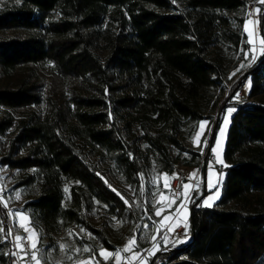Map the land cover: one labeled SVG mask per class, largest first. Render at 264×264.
<instances>
[{
	"label": "trees",
	"instance_id": "obj_1",
	"mask_svg": "<svg viewBox=\"0 0 264 264\" xmlns=\"http://www.w3.org/2000/svg\"><path fill=\"white\" fill-rule=\"evenodd\" d=\"M248 4L0 0V134L15 128L0 163L16 170L33 227L48 238L81 227L96 238L86 257L116 252L89 220L95 208L133 218L111 182L138 189L152 169L208 161L229 105L220 198L202 206L193 188L190 241L151 264H264V50L229 78L252 54ZM246 79V99L232 101ZM202 120L214 121L204 153L188 144ZM8 220L0 203V264H18Z\"/></svg>",
	"mask_w": 264,
	"mask_h": 264
},
{
	"label": "rangeland",
	"instance_id": "obj_2",
	"mask_svg": "<svg viewBox=\"0 0 264 264\" xmlns=\"http://www.w3.org/2000/svg\"><path fill=\"white\" fill-rule=\"evenodd\" d=\"M248 3V10H252V14L249 15L247 11L248 19L245 22L244 28L248 40L252 44V54L241 70L237 68L230 73V79H235L244 74L246 69L264 50L262 43L264 40V28L260 24L262 14L264 16V2H261V0H248ZM34 75L43 84L50 82L45 68L36 67ZM249 88L250 80H243V85L238 92V96L234 97L232 101H244ZM228 106H223L214 115V121L219 115L222 119L215 132L211 147L216 146L217 136H219L220 143L217 147V152H211L212 157L208 161L205 162L203 160L199 166L190 168L182 167L180 163H177L172 173L163 172L158 174L152 169L149 175L150 181L147 182V185L142 184L138 189H133L120 181L111 182L112 189L124 201H127V204L134 211L133 218L130 220H121L116 217L113 219L114 216H109L101 208H95L89 215L90 222L104 232L118 248L112 254L120 252L124 259L129 260L133 264L142 258H144L143 264H151L154 254L160 249L165 248V251H169L171 250L170 245L176 244V239L169 237L167 231V228L172 223L175 222L171 229H174L175 225L180 222L187 226L185 227V232H188L189 203L193 188L197 190L200 205L202 206H205L203 203L204 199L209 196H215L217 190L219 192L218 198L210 200L209 203L214 205L219 200L221 183L224 177V147L231 115L234 111L232 107ZM229 109H233V111H229ZM3 112L4 109L0 108V117L3 116ZM205 121L206 123L203 128L200 126L201 122L198 123V130H196L193 138L188 141V144L194 148L200 151L203 149L202 153L206 149L204 140H208L210 135L209 130L214 125V121L212 123L208 120L202 122ZM221 128L224 129L223 135H219ZM200 131V137L196 139L195 135L197 136ZM14 134V127H10L3 135L0 134V159L5 155L7 141ZM217 158L222 160L223 164L217 163ZM209 165L211 166V170H209ZM16 176V170L9 169L0 163V203L8 215V234L14 245L18 264H37V261L31 258L33 252L36 253L39 264H101L102 262L98 260V256H85L88 252L93 251L92 246H94L96 238L83 228L71 227L58 235H54L52 238H48L42 230L33 227L28 214L21 207L25 199L21 195L20 190L14 187ZM173 182H176L175 186H172ZM209 183L215 187L208 189ZM185 185H188V187L185 188ZM187 198H189L187 201L188 205H185L187 209L182 215L184 218L178 217V212L183 208L182 202L184 205ZM158 210L160 215H156ZM166 217L167 219H165ZM25 227L29 229L28 232L24 231ZM9 229H11L10 233ZM22 235H26L29 238V242L36 243L37 248H29L28 244H25L22 240L18 242L16 237H22ZM133 238H135L134 243L129 244V241ZM84 248H88L90 251L85 252ZM78 249L79 251H77ZM144 250L146 252L141 256V252ZM25 252L28 255H25ZM112 258L113 255L105 263L113 264Z\"/></svg>",
	"mask_w": 264,
	"mask_h": 264
},
{
	"label": "crops",
	"instance_id": "obj_3",
	"mask_svg": "<svg viewBox=\"0 0 264 264\" xmlns=\"http://www.w3.org/2000/svg\"><path fill=\"white\" fill-rule=\"evenodd\" d=\"M263 52V51H262ZM204 121V120H202ZM200 121V122H202ZM200 133L201 131L199 132V135H195V138L196 139H199L200 137ZM182 167H185V168H190L189 166H183ZM176 185V182H173L172 186H175ZM180 195H181V191H180ZM189 198H187L185 200V203L183 205V208L181 209L180 212H178V217H182V215L184 214V211L187 209L185 205H188L187 204V201H188ZM184 218V217H182ZM175 223V222H174ZM172 223L168 228H167V231H168V236L171 237L172 239H176L175 240V243L174 245H170V247H175V246H180V245H184L186 244L188 241H190L191 239V232H190V229L188 230V232L186 233L185 232V225L183 223H177L175 225V228L170 230L172 225L174 224ZM20 245H22L20 243ZM165 248H162L160 249L158 252H162V250H164ZM101 252H104L106 255H107V258H105V255H102ZM113 255V258H112V263L113 264H132L129 260L127 259H124L122 254L120 252H117L115 254H112V251L109 250V249H106V248H101L98 250L97 252V256H98V260L101 261L102 263L101 264H107L105 263L108 259H110ZM143 260L144 258L140 259L137 263L135 264H143ZM87 264V263H86Z\"/></svg>",
	"mask_w": 264,
	"mask_h": 264
},
{
	"label": "snow or ice",
	"instance_id": "obj_4",
	"mask_svg": "<svg viewBox=\"0 0 264 264\" xmlns=\"http://www.w3.org/2000/svg\"><path fill=\"white\" fill-rule=\"evenodd\" d=\"M261 2H264V0H261ZM173 3H175V0H173ZM262 43H264V41H262ZM253 58H255V57H253ZM237 96H238V94H237ZM229 111H233V109H229ZM205 123H206V121H205V122H201V125H200L201 128L204 127V124H205ZM223 133H224V129L221 128V129H220V133H219V135H223ZM198 135H199V134H198ZM219 143H220L219 136H217V138H216V146L211 147V149H210V151H211L212 153H216V152H217V147H218ZM204 145H205L206 147L208 146V140H207V139L204 140ZM201 152H203V149H201ZM129 156H131L130 153H129ZM217 163L223 164V161L220 160L219 158H217ZM208 167H209V170H211V166L209 165ZM184 187L187 188L188 185H185ZM213 187H215V186L212 185L211 183L208 184V189H211V188H213ZM218 196H219V192H218V190H217L215 196H209L208 198L204 199V202H203L204 205H205V206H208V207H211L212 205H211V203H209V201L218 198ZM127 203H128V202L125 201V204H127ZM182 206H183V202H182ZM177 211H179V209H177ZM156 215H160L159 210L156 212ZM113 219H115V217H113ZM165 219H167V217H166ZM22 227H23V226H22ZM185 227H187V226L185 225ZM170 230H172V229H170ZM24 231H25V232H28L29 229L25 227V228H24ZM82 231H83V230H82ZM10 232H11V229H9V233H10ZM28 239H29V238H28L27 236H25V237L17 236V237H16V240H17L18 242L21 241V240H26V241H27ZM134 239H135V238H133L132 240H130V241H129V244H133V243H134ZM153 239H154V238H153ZM28 247L31 248V249H36V248H37V245H36V243H31V242H29V243H28ZM61 247H62V246H61ZM126 247H127V246H126ZM77 251H79V249H78ZM84 251H85V252H88V251H90V249H88V248H84ZM0 254H2V253H0ZM101 254H102V255H105V258H107V255H106L104 252H101ZM25 255H28V253L25 252ZM137 255H138V254H137ZM31 258H32L33 260H36V261H37V264H39V260H37V257H36V253H35V252L32 253Z\"/></svg>",
	"mask_w": 264,
	"mask_h": 264
},
{
	"label": "built area",
	"instance_id": "obj_5",
	"mask_svg": "<svg viewBox=\"0 0 264 264\" xmlns=\"http://www.w3.org/2000/svg\"><path fill=\"white\" fill-rule=\"evenodd\" d=\"M248 14L251 15L252 14V10H248ZM26 235H22V237H25ZM25 244H28L29 240H22ZM165 251V250H162ZM146 250H144L143 252H141V256H143L145 254ZM133 264V263H132Z\"/></svg>",
	"mask_w": 264,
	"mask_h": 264
}]
</instances>
